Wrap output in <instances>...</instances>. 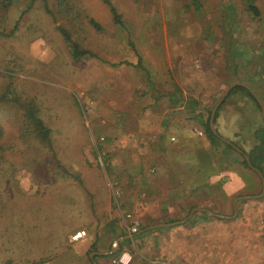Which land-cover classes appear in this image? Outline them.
Instances as JSON below:
<instances>
[{"label":"crops","instance_id":"obj_1","mask_svg":"<svg viewBox=\"0 0 264 264\" xmlns=\"http://www.w3.org/2000/svg\"><path fill=\"white\" fill-rule=\"evenodd\" d=\"M144 4L145 19L152 20L133 31L144 74L135 73L133 58L108 67L111 80L119 77L124 87L110 105L99 107L102 122L97 125L105 126L98 128L97 149L89 148L80 158L95 168L74 176L80 183L73 189L80 196L73 206L82 203L85 221L62 233L58 264H112L114 254L125 249L139 257V264H264V202L245 204L249 216L241 218L236 216L241 202L259 197L239 199L231 217L235 198L257 194L256 186L242 172L236 151L228 145L234 157L203 130L209 101L228 81H238L235 68L251 60L242 54V35L248 41L257 37L264 0ZM112 33L111 46L125 43L117 29ZM215 112L218 135L231 142L224 114L218 107ZM101 154L106 155L102 172L96 165ZM125 213L139 226L132 235L123 227ZM78 230L83 235L68 240Z\"/></svg>","mask_w":264,"mask_h":264},{"label":"rangeland","instance_id":"obj_2","mask_svg":"<svg viewBox=\"0 0 264 264\" xmlns=\"http://www.w3.org/2000/svg\"><path fill=\"white\" fill-rule=\"evenodd\" d=\"M145 1L111 0L121 25L112 22L108 8L100 0H13L7 12L0 14V264H58L62 233L85 221L82 203L73 206L76 196H80L75 192L78 189H73L80 183L74 176L95 168L93 162L80 158L90 153L89 148L97 149L98 128L105 126L97 125L102 122L99 107L110 105L112 96L124 87L119 77L115 82L111 80L107 72L112 70L108 69L110 64L133 58L137 69L131 71L144 74L133 44V31L152 20L145 19ZM90 18L100 29L89 23ZM263 22L258 25L257 37L248 41L246 34L242 35V54L251 60L235 68L234 77L250 86L264 106ZM57 27L64 28L70 39L90 54L72 58L69 44ZM115 29L125 43L118 45L114 41ZM134 83L138 87L137 81ZM221 92L219 89L209 101L206 114ZM218 109L224 114V132L229 139L248 150L252 139L245 126L253 130L264 123L259 107L236 90L224 98ZM30 111L48 128L49 144L39 138L34 124L26 118ZM215 142L232 152L226 144ZM232 154L242 160L238 153ZM105 157L101 154L97 158L101 172ZM260 163L264 173V155ZM241 166L258 193L255 173ZM254 200L264 202V193L258 199L242 201L236 216L248 217L249 210L244 205ZM226 204L223 211L228 214L229 201ZM138 227L137 224V230ZM73 234L67 236L68 240ZM124 251L130 255L129 263L139 264V257L134 259L126 249L112 259Z\"/></svg>","mask_w":264,"mask_h":264},{"label":"trees","instance_id":"obj_3","mask_svg":"<svg viewBox=\"0 0 264 264\" xmlns=\"http://www.w3.org/2000/svg\"><path fill=\"white\" fill-rule=\"evenodd\" d=\"M100 1L102 3H104L108 7L109 13L111 15L112 22L114 24H116V25H121L120 15L116 11L114 6L110 3V1L109 0H100ZM12 2H13V0H0V14L6 13L7 10L9 9V7L11 6ZM89 23L95 29H97V30L100 29V26L93 19L90 18L89 19ZM57 29H58L59 33L61 34L63 40L66 43L69 44L70 56L72 58H78V57H81L82 55H85V54L89 55L90 54L88 51L80 49L76 45V43L73 42V40L70 39L69 34L67 33V31L64 28L57 27ZM236 90H239V91L243 92L246 96L250 97L252 99V101H254L256 106H258L256 101H255V99L242 86H239V85L234 86L228 92V94L233 92V91H236ZM208 116H209V112H208V114L205 117V120L203 122V130H204L205 134L211 140H214V139H216V137L211 133V131L208 128ZM216 117H217V112L214 113L213 123L215 122ZM26 118L29 119L34 124L35 132L37 133L39 138L43 139V141H45L46 144H49V139H48L49 130H48V128L45 125L42 124L41 120L39 118H37L36 116H34L31 111L27 113ZM215 130H216V128H215ZM251 130H252V128L249 129V132L251 133V137L250 138L252 139V144H251L250 148H248V150H246L243 147L239 146L235 141L232 142V140H231V142L233 144H235L237 147H239L248 156V159H249V162L251 163V165H253L257 169H259L260 172L263 175V178H264L263 169H262V167L260 165L261 164L260 161H261V159H263V155H264V153H262V150L264 148V123L261 122V124H258L255 128H253L252 131ZM227 147H229V146L227 145ZM241 164L244 167H246L247 169H249L247 167L243 157H242V160H241Z\"/></svg>","mask_w":264,"mask_h":264},{"label":"water","instance_id":"obj_4","mask_svg":"<svg viewBox=\"0 0 264 264\" xmlns=\"http://www.w3.org/2000/svg\"><path fill=\"white\" fill-rule=\"evenodd\" d=\"M242 86L244 89H246L248 91V93L255 99L258 107H259V110H260V114H261V118H262V121L264 122V106H263V103L261 102V100L259 99V97L257 96V94L248 86L246 85L245 83L241 82V81H236V82H233L231 84H229L224 90L223 92L220 94V96L218 97V99L216 100V102L212 105V107L210 108V111H209V117H208V128L209 130L211 131V133L216 137L218 138L219 140H221L222 142H224L225 144L229 145L233 150H235L237 153H239L247 167L252 170L259 178V181H260V190L257 194L255 195H243V196H239L237 198H235V200L232 202V209H233V212L231 214V217L235 215V202L239 199H246V198H258L260 196H262V194L264 193V178H263V175L262 173L260 172L259 169H257L256 167H254L253 165H251V163L249 162V159H248V156L239 148L237 147L235 144H233L232 142L222 138L221 136L218 135V133L216 132L215 130V127L213 125V118H214V113H215V110L217 109V107L219 106V104L223 101V99L225 98V96L228 94V92L234 87V86ZM194 210H201V211H205L207 214L209 215H214L213 213L209 212L208 210H205V209H198V208H194ZM192 213V211L190 210V212L188 213V216ZM219 217H224V218H227V217H230V216H221V215H218ZM117 241H114L113 244H112V248H116L117 246ZM114 249L111 250V252H113Z\"/></svg>","mask_w":264,"mask_h":264},{"label":"built area","instance_id":"obj_5","mask_svg":"<svg viewBox=\"0 0 264 264\" xmlns=\"http://www.w3.org/2000/svg\"><path fill=\"white\" fill-rule=\"evenodd\" d=\"M197 133L201 134L200 131H198ZM113 194L117 195L118 192L114 191ZM124 219V229L129 235L134 234L137 231V222L130 216V214H125ZM83 233V231H77L73 235H71L70 239H76L77 237L83 235ZM129 261L130 255L125 251L120 252L118 255H116V258L112 259V262L114 264H129Z\"/></svg>","mask_w":264,"mask_h":264}]
</instances>
